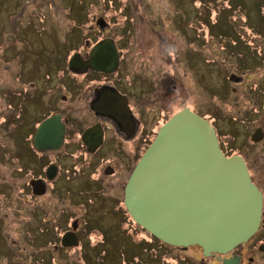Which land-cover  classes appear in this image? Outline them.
I'll use <instances>...</instances> for the list:
<instances>
[{
	"label": "rangeland",
	"instance_id": "rangeland-1",
	"mask_svg": "<svg viewBox=\"0 0 264 264\" xmlns=\"http://www.w3.org/2000/svg\"><path fill=\"white\" fill-rule=\"evenodd\" d=\"M262 15L264 0H0V264H31V259L32 264H83L82 251L88 264L122 263L121 253L132 254L137 245L132 230L120 225L123 214L116 208L128 162L155 121L161 124L185 106L217 126L226 152H249L264 180V139L253 149L250 138L264 125ZM101 16L106 29L99 27ZM95 34L120 40L124 58L118 80L137 90L134 99L144 88L151 107L140 111L143 124L133 140L110 139V157L121 174L93 184L84 176L108 148L92 157L71 148L73 156L59 159L60 190L33 195L28 178L51 160L25 139L34 122L67 105L75 110L74 131L93 122L85 98L102 77L68 71V59ZM166 82L173 91L165 99ZM62 95L69 101L62 102ZM78 215L84 245L74 249L57 237ZM134 234L140 240V232Z\"/></svg>",
	"mask_w": 264,
	"mask_h": 264
},
{
	"label": "water",
	"instance_id": "water-1",
	"mask_svg": "<svg viewBox=\"0 0 264 264\" xmlns=\"http://www.w3.org/2000/svg\"><path fill=\"white\" fill-rule=\"evenodd\" d=\"M68 65L70 69L89 65L94 70L113 72L119 66V53L113 40L107 38L92 48L88 61L75 53ZM113 100L105 107L94 102L93 107L125 124L124 111H130L127 101L120 104L117 98ZM126 116L129 118L130 113ZM58 120L55 115L39 124L34 136L36 147L55 149L61 144L65 128ZM95 130L93 127L83 134L91 151L100 142L99 138L92 142ZM263 136L258 128L252 140ZM50 172L56 171L51 167ZM30 182L36 194H43L41 180ZM124 201L133 219L164 242L198 244L206 252H223L258 230L263 196L245 160L238 155L226 156L211 122L185 106L159 128L140 157L126 183ZM75 229L76 225L63 234L62 245L78 243Z\"/></svg>",
	"mask_w": 264,
	"mask_h": 264
},
{
	"label": "flooded vegetation",
	"instance_id": "flooded-vegetation-1",
	"mask_svg": "<svg viewBox=\"0 0 264 264\" xmlns=\"http://www.w3.org/2000/svg\"><path fill=\"white\" fill-rule=\"evenodd\" d=\"M97 22H98V19H97ZM99 27L103 29H106L108 27V21L104 19V17ZM107 38H111L113 40L114 44L117 47L118 53H119V66L116 70H114L113 72L98 71V70H94L89 65L85 69H70L68 65V68H69L68 71H71V72L74 71V73H78V72L83 73V72L90 71L92 73L94 72L98 73L102 77L97 81V84L94 87L93 92L88 93V95L85 98V99H89V103H88L89 112L92 115L93 122L87 123L84 125L83 128H80L74 131L72 128L73 123H72L70 116L72 115L73 112H75V110L73 109L71 105H67V106H64L62 109H50L49 113H47L45 116L41 117L39 120L34 122L33 131L30 132L25 137V139L28 142V145L31 146V148L35 152L37 153L40 152V155H42L43 157L44 156L47 158L51 157V160L46 163L47 165L45 164L46 167L44 166L43 170H41L39 173L31 174L30 177L28 178V185L30 189L29 191L33 195L44 196L49 191H51V189L53 190L54 188H57L56 190H60L57 183L59 182L61 177L64 175V170L62 168V164L59 163V159H61L60 157H64L67 155L69 156L70 154L73 156L71 148L81 150L82 152H85V154H88L91 157L93 155H96V153L99 150L103 149V147L108 148V151L100 158L98 165L96 166L98 169L96 170V167L91 168V169L89 168L88 171L90 173H87L84 176V177L89 178V180L93 184H98V182L101 183L107 178H110L113 176L115 177L121 174V171H119L118 165L114 162L112 157H110L114 153V148L110 147V139L115 140L117 143L121 141L133 140L136 137L140 126L143 124V117L141 116L140 111L143 110V108L151 107V105L149 104V101L151 98L147 94H142L145 92V89L140 88L138 89L139 91L138 98L134 99V97L136 96L137 90L135 89L134 91H131V89L128 90L119 82L118 76L120 75V71L122 70L123 58H124L123 50H122L123 47L120 44V40L115 39L114 36L108 35V34L104 36L97 34L96 36L95 34V36L89 37L87 40V46L85 45V48L88 47V51L84 50L85 49L84 47H83L84 49L76 48L73 54L79 53L80 56L83 58V60L88 61L90 58L92 48L97 43ZM69 59H68V64H69ZM171 82L172 81H170V83ZM170 83L166 82L165 84H163L164 88H166V84L168 88V92L165 95V99L168 96H171V93L173 91L168 86ZM117 92H119L121 95H119ZM113 98H117L120 104H123V101L125 100L127 101L130 111L129 109H127V111L126 110L124 111V115L126 117L125 124L120 123L118 120L115 119L113 115L102 113V112H97L95 108L93 107L94 102L96 103L102 102V106L105 107V104L115 102ZM61 101L68 102L69 101L68 96L62 95ZM129 113H130V116L128 118L126 114H129ZM55 115L59 116L58 122L61 124H64V128H65V131L63 134V140L61 144L55 149H42V148L36 147L34 143V136H35L37 127L42 121L50 117H53ZM168 115L170 118L173 114L171 115L168 114ZM166 119H164L161 122V124L158 122L156 123V121L153 123V126H152L153 129L148 131L147 135L149 136L144 141V143H142L143 145H142L141 150L136 152L131 162H128V168H127L128 172L125 177V181L121 185V189H120L121 199L117 202L116 208L118 212H121V214H123V216H121V219H120V225L121 226L124 225V229L127 228V230H125L127 232H128V228L132 230L131 236L133 238V241L135 242L133 244H137L138 246L133 245L131 247L132 254L121 253L120 256L123 257L122 263H127L128 260L131 257H133V260L127 264H264V180L263 179L261 180L257 176L254 166L251 164L249 152L247 153H242L241 151L226 152L220 143V147L226 156L238 155V156H241L245 160L252 181L262 192L263 204H262V216H261L260 226L258 230L246 241L240 244H237L233 248L228 249L223 252L221 251L206 252L205 249L201 245H198V244H193L189 246H176V245H172L167 242H164L163 240L154 236L144 227L139 225L133 219L124 201L126 183L135 165L139 161L140 157L155 139L159 128L168 120ZM210 122L216 129L217 135L219 137L217 126L212 121ZM93 127L96 128L97 130H95V133H94L96 136L92 137V142L93 143L97 142L98 138L100 142L95 143L93 146L94 150L91 151L88 147V144L83 138V134L86 130L93 128ZM258 128H261L262 131L264 132V125L256 126L255 130ZM100 131L102 134H100ZM74 135L78 136L77 142L73 141ZM252 135L250 138H251V141H252L251 143L254 149V146L258 145L260 142H263L264 136L261 140L254 141L252 140ZM116 148L120 149L118 148V146H116ZM246 148H249V150H251V147H246ZM142 150H144L143 153H142ZM110 153L112 154L110 155ZM113 158H116V157L113 156ZM93 162H94V159H93ZM116 162H119V161L116 160ZM122 163L123 162H121L120 164ZM88 164H89L88 165L89 167L90 165L92 166V162ZM51 167H53V169H55L56 172H50ZM262 168H260V170L264 171V167ZM79 170L82 171L83 167H81ZM68 171H71V169H69ZM95 175H97L96 176L97 178H95ZM32 179H39L42 181V183L44 184L43 194H36L34 192V188L30 182ZM79 218H81V216L78 215L77 217H75V219L72 220L70 227H68V229L64 228L63 233L57 237V242H60L61 244V239H62L63 234L67 231H73L76 225L75 233L78 238V243L77 244L75 243L68 247H71V248L73 247L75 249V248L82 247L84 245L82 235L80 234V231H79V226H80ZM126 224L128 227L125 226ZM110 226H113V225L111 224ZM124 229H122V231H124ZM134 229L136 230V232L138 231V233L140 232V234L142 235V236L140 235V240L138 241L134 234V231H135ZM126 234L130 236L129 233H126ZM143 243L147 244V246L144 245ZM55 246L57 247V245ZM133 248L135 249L133 250ZM163 248H165L164 254L159 255V253L163 250ZM103 253L105 255L107 254L106 251H103ZM81 256L82 257H78V258L82 259L83 264H88L90 259L89 257H86V254L84 253V251H82ZM109 258L110 257H107V258L104 257L103 260L105 261L106 259L108 260ZM32 263L33 261L31 259V264ZM122 263L120 261V263L115 262L114 264H122Z\"/></svg>",
	"mask_w": 264,
	"mask_h": 264
},
{
	"label": "bare ground",
	"instance_id": "bare-ground-1",
	"mask_svg": "<svg viewBox=\"0 0 264 264\" xmlns=\"http://www.w3.org/2000/svg\"><path fill=\"white\" fill-rule=\"evenodd\" d=\"M98 19H99V21H100V20H103V17H99ZM99 21H98V22H99ZM110 39H111V38H110ZM190 108L192 109V107H190ZM192 110H193V109H192Z\"/></svg>",
	"mask_w": 264,
	"mask_h": 264
},
{
	"label": "trees",
	"instance_id": "trees-1",
	"mask_svg": "<svg viewBox=\"0 0 264 264\" xmlns=\"http://www.w3.org/2000/svg\"><path fill=\"white\" fill-rule=\"evenodd\" d=\"M262 18H264V15H262ZM61 248V247H60ZM62 249V248H61Z\"/></svg>",
	"mask_w": 264,
	"mask_h": 264
}]
</instances>
